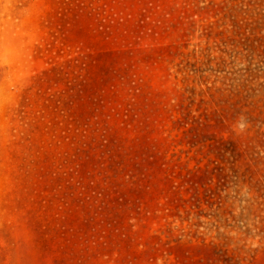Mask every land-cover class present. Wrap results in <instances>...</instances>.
I'll return each instance as SVG.
<instances>
[{
	"label": "rangeland",
	"instance_id": "374dc122",
	"mask_svg": "<svg viewBox=\"0 0 264 264\" xmlns=\"http://www.w3.org/2000/svg\"><path fill=\"white\" fill-rule=\"evenodd\" d=\"M0 264H264V0H0Z\"/></svg>",
	"mask_w": 264,
	"mask_h": 264
}]
</instances>
